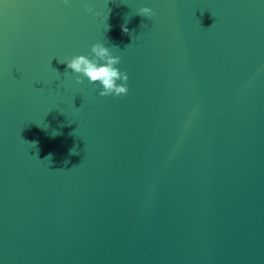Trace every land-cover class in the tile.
I'll return each mask as SVG.
<instances>
[{"label":"water","instance_id":"95a60500","mask_svg":"<svg viewBox=\"0 0 264 264\" xmlns=\"http://www.w3.org/2000/svg\"><path fill=\"white\" fill-rule=\"evenodd\" d=\"M0 264H264V0H0Z\"/></svg>","mask_w":264,"mask_h":264},{"label":"clouds","instance_id":"9594fccd","mask_svg":"<svg viewBox=\"0 0 264 264\" xmlns=\"http://www.w3.org/2000/svg\"><path fill=\"white\" fill-rule=\"evenodd\" d=\"M63 2L67 4L69 0H63ZM84 10L86 13L99 15L87 5H85ZM137 13L148 18L155 15L149 7H141ZM126 23L127 21H125ZM121 31L128 33L129 30L125 25H121ZM62 62L65 64L66 71L71 70L72 74L75 75L76 84H81L86 80L98 88V95L101 97H123L128 93V76L117 67L121 62L120 56L114 54L109 47L102 43L93 44L88 55H76L70 59L62 60ZM55 134L53 132V135ZM71 151L74 153L75 149ZM50 157L51 154L46 159H50Z\"/></svg>","mask_w":264,"mask_h":264}]
</instances>
